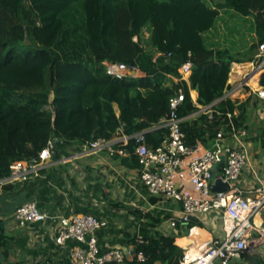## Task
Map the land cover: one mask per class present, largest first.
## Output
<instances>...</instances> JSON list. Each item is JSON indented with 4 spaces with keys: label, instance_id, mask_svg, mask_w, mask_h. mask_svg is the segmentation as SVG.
<instances>
[{
    "label": "trees",
    "instance_id": "16d2710c",
    "mask_svg": "<svg viewBox=\"0 0 264 264\" xmlns=\"http://www.w3.org/2000/svg\"><path fill=\"white\" fill-rule=\"evenodd\" d=\"M262 10L264 0H0V178L13 161L36 157L50 139L54 158L71 141L88 145L143 129L146 142L157 146L167 134L157 124L179 89L184 100L177 115L187 145L207 144L220 128L230 129V121L240 127L246 102L224 94L232 63L253 61L264 42ZM227 26L239 35L246 26L233 46L222 36ZM186 60L188 82L179 72ZM106 61L144 75L113 77L105 72ZM259 83L264 87V72ZM190 89L197 91L195 102ZM215 101L219 114L192 116L197 105ZM114 146L132 152L134 140ZM115 156L139 166L134 154ZM194 225L202 226L189 219L188 227ZM137 239L131 238L134 254L141 252L144 260L133 255L126 264H177L183 255L173 235ZM7 241L0 227V245Z\"/></svg>",
    "mask_w": 264,
    "mask_h": 264
},
{
    "label": "crops",
    "instance_id": "0c3cea01",
    "mask_svg": "<svg viewBox=\"0 0 264 264\" xmlns=\"http://www.w3.org/2000/svg\"><path fill=\"white\" fill-rule=\"evenodd\" d=\"M250 62L232 63L224 94L238 102H246L245 118L239 128L245 132L240 140L247 158L237 180V185L245 191L256 185L264 186V99L256 93L261 87L259 78L264 70L253 72ZM244 66L247 71L242 70ZM129 74L134 77L144 75L138 68ZM190 95L195 102L197 91L190 89ZM197 106L198 111L192 116L205 112L207 108ZM122 135L117 133L113 140ZM202 144L204 147L213 145L211 141ZM59 152L61 156L47 159L37 175L3 186L0 227L8 241L0 245V264H70V251L75 243L73 240L57 243L54 226L57 216L74 213H91L107 219V227L95 233L100 251L129 245L132 237L144 239L160 235H173L174 244L184 250L191 243L196 246L223 235L221 218L214 211L196 216L195 221L202 226L188 227V223L171 226L170 218L180 215V207L162 197L150 195L140 182L138 167L122 164L115 154L110 155L105 150L92 151L87 144L76 141L66 143ZM220 172L221 168L217 167L215 173ZM152 198L156 201L153 202ZM27 201H34L48 217L44 221L18 225L13 213ZM164 216L167 218L151 224L154 217ZM253 222L264 231V209L254 214ZM135 256L138 261L144 260L137 254ZM151 264L168 263L156 260ZM229 264H264V249L245 253Z\"/></svg>",
    "mask_w": 264,
    "mask_h": 264
},
{
    "label": "built area",
    "instance_id": "2783aa9c",
    "mask_svg": "<svg viewBox=\"0 0 264 264\" xmlns=\"http://www.w3.org/2000/svg\"><path fill=\"white\" fill-rule=\"evenodd\" d=\"M255 59L257 64H252L253 69L257 68L259 71L264 67V42L259 43ZM104 64L105 72L116 78L126 76L136 69L123 62L106 61ZM179 72L181 78L188 82L191 61L181 63ZM256 93L259 98L264 99V87H259ZM183 100L184 93L181 89L169 98V111L157 124L167 128V134L157 146L146 142V130L143 129L130 136L134 140L132 152L123 146H114L119 141L122 145H127L130 137L126 134L115 140L97 138L88 147L92 151L105 150L110 155L134 154L139 163L137 170L140 182L148 193L180 207V215L170 218L171 226L188 223L191 216L211 211L220 216L223 235L196 246L192 243L187 245L177 264H229L245 253L264 249V231L253 222L254 214L264 209V186L256 185L245 191L237 185L247 153L240 140L245 132L235 127L232 121L230 129L220 128L217 131L211 140V147H204L200 141L193 146L186 144L180 127L182 118L177 115V108ZM210 105L205 110L209 118L214 113L219 114ZM227 116L232 118L231 113H227ZM53 150L54 139H50L36 157L13 161L9 174L0 178V194L6 183L25 181L37 175L44 162L52 156ZM221 156L224 160L219 165ZM217 167L221 168V172L214 174ZM213 176L228 183L229 188L225 191H212L210 184ZM47 217L34 201L24 202L13 213L14 220L20 226L44 221ZM107 225V219L91 213L57 216L54 226L55 241L59 244L67 240L74 241L69 256L70 264H126L128 257L134 255V244L113 246L100 251L95 233ZM137 240L142 242L141 237ZM137 255L139 259L144 258L141 252Z\"/></svg>",
    "mask_w": 264,
    "mask_h": 264
},
{
    "label": "rangeland",
    "instance_id": "374dc122",
    "mask_svg": "<svg viewBox=\"0 0 264 264\" xmlns=\"http://www.w3.org/2000/svg\"><path fill=\"white\" fill-rule=\"evenodd\" d=\"M262 11H264V10H262ZM259 12L260 14H263V12ZM264 17V16H263ZM219 24H220V26L222 25V21H220L219 22ZM228 25H231L232 23H227ZM242 24V22H238V24L237 25H241ZM236 25V26H237ZM221 27H224V25H222ZM237 27H239V26H237ZM232 28H231V26H227V31L222 35L223 36V38L227 41V44H230V45H232L233 46V42H237V41H233V40H238V38H240V35H241V33L246 29V26H242V29H241V32H240V35L239 34H236L235 32V30L234 31H232L231 30ZM221 31H222V33H223V29L221 28ZM235 37V38H234ZM250 64H253L254 66H256V64H257V62H256V59H254L253 61H251L250 62ZM245 67H247V66H244V68H242V70L243 71H247V69L245 68ZM264 70V67L262 68V69H259V71L257 70V68H255V69H253L252 71L253 72H261V71H263ZM242 71V72H243ZM245 73V72H244ZM218 221H220V218L218 219Z\"/></svg>",
    "mask_w": 264,
    "mask_h": 264
},
{
    "label": "water",
    "instance_id": "95a60500",
    "mask_svg": "<svg viewBox=\"0 0 264 264\" xmlns=\"http://www.w3.org/2000/svg\"><path fill=\"white\" fill-rule=\"evenodd\" d=\"M223 160H224V157L221 156L219 165L223 163ZM214 174H216V173L214 172ZM212 181L213 182L210 184V189L212 191H216V192L217 191H225L229 188L228 183L222 182V180L219 177L213 176ZM191 219L196 220L197 218L194 216H191Z\"/></svg>",
    "mask_w": 264,
    "mask_h": 264
}]
</instances>
